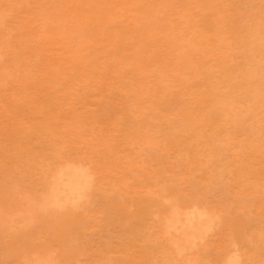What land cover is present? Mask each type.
Returning a JSON list of instances; mask_svg holds the SVG:
<instances>
[{
    "label": "rangeland",
    "instance_id": "374dc122",
    "mask_svg": "<svg viewBox=\"0 0 264 264\" xmlns=\"http://www.w3.org/2000/svg\"><path fill=\"white\" fill-rule=\"evenodd\" d=\"M0 264H264V0H0Z\"/></svg>",
    "mask_w": 264,
    "mask_h": 264
}]
</instances>
